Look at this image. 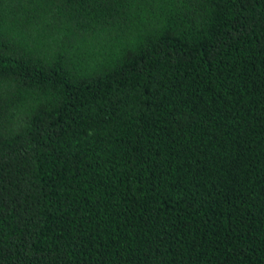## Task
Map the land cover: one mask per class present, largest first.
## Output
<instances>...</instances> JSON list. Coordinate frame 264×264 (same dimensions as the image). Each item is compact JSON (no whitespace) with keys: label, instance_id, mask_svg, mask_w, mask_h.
<instances>
[{"label":"trees","instance_id":"1","mask_svg":"<svg viewBox=\"0 0 264 264\" xmlns=\"http://www.w3.org/2000/svg\"><path fill=\"white\" fill-rule=\"evenodd\" d=\"M0 264H264V0H0Z\"/></svg>","mask_w":264,"mask_h":264}]
</instances>
